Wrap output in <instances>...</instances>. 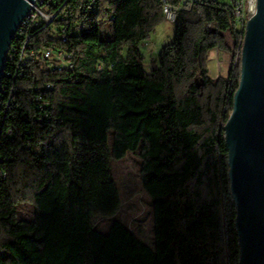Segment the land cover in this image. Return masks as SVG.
Returning a JSON list of instances; mask_svg holds the SVG:
<instances>
[{
    "label": "trees",
    "instance_id": "16d2710c",
    "mask_svg": "<svg viewBox=\"0 0 264 264\" xmlns=\"http://www.w3.org/2000/svg\"><path fill=\"white\" fill-rule=\"evenodd\" d=\"M166 1L176 7L175 34L149 72L139 44L165 20L163 0H96L95 10L69 0V19L59 23L79 22V34L63 42L49 26L33 32L36 48L59 46L72 66L28 64L0 120V264H99L108 236L95 216L111 217L121 204L110 160L136 149L154 246L127 228L124 242L147 264H239L224 125L246 21L240 29L229 0ZM213 49L230 55L225 75H209ZM35 87L48 119L39 117ZM25 202L34 205L31 220L18 217Z\"/></svg>",
    "mask_w": 264,
    "mask_h": 264
},
{
    "label": "water",
    "instance_id": "95a60500",
    "mask_svg": "<svg viewBox=\"0 0 264 264\" xmlns=\"http://www.w3.org/2000/svg\"><path fill=\"white\" fill-rule=\"evenodd\" d=\"M32 1L0 0V83L6 51ZM224 130L239 264H264V0H256L244 27L240 82Z\"/></svg>",
    "mask_w": 264,
    "mask_h": 264
},
{
    "label": "rangeland",
    "instance_id": "374dc122",
    "mask_svg": "<svg viewBox=\"0 0 264 264\" xmlns=\"http://www.w3.org/2000/svg\"><path fill=\"white\" fill-rule=\"evenodd\" d=\"M172 21V16L166 14L165 20L155 28L149 38L139 44L143 67L147 72L151 70L152 61L157 59L161 47L174 38L175 27ZM238 27L241 29L242 24L238 23ZM227 40L230 44L229 37ZM122 52H125V48ZM230 61L227 52L211 50L207 56L209 75H225ZM108 140H112V130L108 133ZM110 174L118 189L121 204L111 217L95 216L98 229L108 236L107 248L99 264H147L144 257L133 251L123 240V230L127 228L138 240L151 248L154 246L153 200L142 186L139 149L128 150L123 157L111 159ZM33 215L34 205L31 202L18 206L19 218L31 220Z\"/></svg>",
    "mask_w": 264,
    "mask_h": 264
},
{
    "label": "built area",
    "instance_id": "2783aa9c",
    "mask_svg": "<svg viewBox=\"0 0 264 264\" xmlns=\"http://www.w3.org/2000/svg\"><path fill=\"white\" fill-rule=\"evenodd\" d=\"M198 0H180L181 6H191ZM232 3L237 23L243 24L252 17L256 9V0H229ZM91 8L95 10L96 0H90ZM69 0H33L27 13L20 19L14 31L12 40L4 58V68L0 83V120L3 121L8 108L14 105L16 90L14 83L19 79L25 67L34 62L44 69L71 67V54L59 46L36 48L31 41L34 31L49 26L48 34L65 42L69 35L80 33V23L61 24L69 19ZM176 7L163 0L165 15L174 17ZM236 60L234 61V63ZM43 88H52L46 83ZM35 100L39 117L48 119L50 105L43 101L42 92L35 87ZM9 132V131H8ZM1 174V173H0Z\"/></svg>",
    "mask_w": 264,
    "mask_h": 264
},
{
    "label": "crops",
    "instance_id": "0c3cea01",
    "mask_svg": "<svg viewBox=\"0 0 264 264\" xmlns=\"http://www.w3.org/2000/svg\"><path fill=\"white\" fill-rule=\"evenodd\" d=\"M224 61H226V60H224ZM227 69H228V67H227ZM219 76V75H218Z\"/></svg>",
    "mask_w": 264,
    "mask_h": 264
}]
</instances>
